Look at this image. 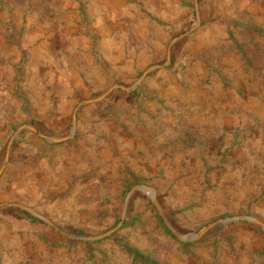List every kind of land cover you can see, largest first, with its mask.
Here are the masks:
<instances>
[{
  "label": "rangeland",
  "instance_id": "1",
  "mask_svg": "<svg viewBox=\"0 0 264 264\" xmlns=\"http://www.w3.org/2000/svg\"><path fill=\"white\" fill-rule=\"evenodd\" d=\"M167 1L156 67L1 112L0 264H264V0Z\"/></svg>",
  "mask_w": 264,
  "mask_h": 264
},
{
  "label": "crops",
  "instance_id": "2",
  "mask_svg": "<svg viewBox=\"0 0 264 264\" xmlns=\"http://www.w3.org/2000/svg\"><path fill=\"white\" fill-rule=\"evenodd\" d=\"M169 14L182 19V3L0 0V114L18 106L26 84L43 92L31 99L45 102L47 112L35 114L66 115L71 100L87 99L88 86L106 92L124 77L156 67L153 45H165L168 32L159 22Z\"/></svg>",
  "mask_w": 264,
  "mask_h": 264
},
{
  "label": "water",
  "instance_id": "3",
  "mask_svg": "<svg viewBox=\"0 0 264 264\" xmlns=\"http://www.w3.org/2000/svg\"><path fill=\"white\" fill-rule=\"evenodd\" d=\"M145 73H146V72H145ZM145 73H144V74H145ZM139 80H140V79H139ZM139 80H138L135 84H137V83L139 82ZM135 190H142V191L147 192V191H150L151 188H149V187H147V186H144V185H140V186L134 187V188L130 191V194L133 193V191H135ZM242 218L245 219V220H248V221L253 220V219H252L251 217H249V216H243ZM261 225L264 227L263 224H261ZM178 237H179L180 239H185V237H183V236H181V235H178ZM193 237H194V236H191L190 239L193 238Z\"/></svg>",
  "mask_w": 264,
  "mask_h": 264
},
{
  "label": "trees",
  "instance_id": "4",
  "mask_svg": "<svg viewBox=\"0 0 264 264\" xmlns=\"http://www.w3.org/2000/svg\"><path fill=\"white\" fill-rule=\"evenodd\" d=\"M36 220H37L36 218L33 219V221H36Z\"/></svg>",
  "mask_w": 264,
  "mask_h": 264
}]
</instances>
